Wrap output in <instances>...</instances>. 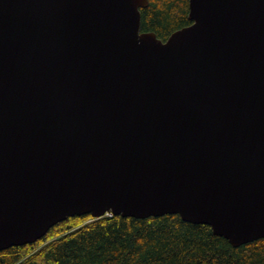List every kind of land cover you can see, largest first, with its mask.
I'll return each instance as SVG.
<instances>
[{"label": "water", "instance_id": "obj_1", "mask_svg": "<svg viewBox=\"0 0 264 264\" xmlns=\"http://www.w3.org/2000/svg\"><path fill=\"white\" fill-rule=\"evenodd\" d=\"M0 0V251L69 217L178 215L264 239V0Z\"/></svg>", "mask_w": 264, "mask_h": 264}, {"label": "trees", "instance_id": "obj_2", "mask_svg": "<svg viewBox=\"0 0 264 264\" xmlns=\"http://www.w3.org/2000/svg\"><path fill=\"white\" fill-rule=\"evenodd\" d=\"M140 14V31L165 40L191 24L188 0H148ZM0 264H264V239L234 248L178 215H83L57 223L33 244L0 251Z\"/></svg>", "mask_w": 264, "mask_h": 264}, {"label": "flooded vegetation", "instance_id": "obj_3", "mask_svg": "<svg viewBox=\"0 0 264 264\" xmlns=\"http://www.w3.org/2000/svg\"><path fill=\"white\" fill-rule=\"evenodd\" d=\"M157 38H159V37H157ZM168 38V37H167ZM160 40H162V41H164L165 39H161V38H159Z\"/></svg>", "mask_w": 264, "mask_h": 264}, {"label": "built area", "instance_id": "obj_4", "mask_svg": "<svg viewBox=\"0 0 264 264\" xmlns=\"http://www.w3.org/2000/svg\"><path fill=\"white\" fill-rule=\"evenodd\" d=\"M110 215V214H109Z\"/></svg>", "mask_w": 264, "mask_h": 264}]
</instances>
